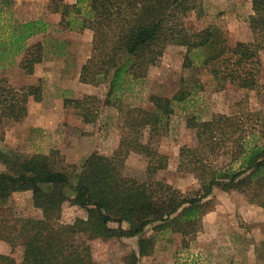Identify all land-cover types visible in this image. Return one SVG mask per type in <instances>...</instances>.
I'll return each instance as SVG.
<instances>
[{
    "label": "trees",
    "instance_id": "trees-1",
    "mask_svg": "<svg viewBox=\"0 0 264 264\" xmlns=\"http://www.w3.org/2000/svg\"><path fill=\"white\" fill-rule=\"evenodd\" d=\"M197 2L75 0L69 4L47 0L46 11L59 15L57 31H91V54L80 68L79 81L105 85L104 104L117 106L122 133L111 155L91 153L79 168L69 165L70 170L61 167L57 152L22 155L0 149V162L6 168L0 171V207L13 192L29 190L34 207L41 210L39 218L0 216V239L11 248L22 247L17 257L0 254V264H95L89 240L135 236L139 237L137 252L132 250L126 259L128 264H138L139 257L153 253L158 234L169 231L194 236L201 229L202 216L213 207L210 196L214 188L237 191L264 208V122L258 123L260 111L188 119L196 144L180 147L178 168L197 174L202 185L199 193L190 195L154 179L155 171L165 168L166 156L143 139L144 131L151 135L164 127L173 104L184 101L189 91L181 88L170 98L152 95V110L122 100L132 82L144 78L172 46L185 47L184 68L193 67L198 53L204 51L200 63L214 78L228 79L239 88L256 87L257 70H253L258 52L264 49V0H250L252 13L247 22L252 41H238L233 47L225 45L214 27L198 31L185 27L183 17L198 7ZM50 27L43 18L0 23V61L11 62L23 53L20 67L33 73L46 49L41 42L26 47V41ZM41 98L38 83L15 89L1 79L0 120H22L28 100ZM99 100L95 95L64 97L63 105L74 108L84 124L92 125ZM131 153L147 158L146 179L124 174V161ZM221 157L227 163L214 165ZM65 202L84 210L85 218L60 223ZM151 224L155 233L145 236V228Z\"/></svg>",
    "mask_w": 264,
    "mask_h": 264
},
{
    "label": "rangeland",
    "instance_id": "rangeland-1",
    "mask_svg": "<svg viewBox=\"0 0 264 264\" xmlns=\"http://www.w3.org/2000/svg\"><path fill=\"white\" fill-rule=\"evenodd\" d=\"M65 1L73 4L75 0ZM46 4L47 0H0V23L43 18L51 24L47 32L27 39L29 46L41 42L46 49L45 57L35 64L33 73L27 74L21 69L19 63L23 53L11 62L0 61V80L6 79L13 88L37 83L42 86L41 100H28L27 114L22 120L15 122L6 117L0 120V149L22 155L57 152L61 167L70 170L69 165L79 168L91 153L111 155L120 141L121 121L117 106L104 104L107 92L104 84L98 87L79 81V65L91 54V31H57L59 15L48 13ZM197 5L183 17L189 31L214 27L228 47L238 41H252L247 22L252 13L250 0H198ZM184 55L185 47L167 49L144 78L132 82L131 90L123 93L122 100L152 110L149 101L152 95L170 98L181 88L189 91L184 101L173 104V112L164 127L151 135L144 131L143 139L148 140L158 154L166 156L165 168L156 170L154 179L181 193L195 195L202 190L200 178L178 168L180 147L196 144L195 130L187 121L190 118L207 120L216 114L232 116L260 111L258 123L264 122V49L257 55L253 70H257L256 87L253 89L239 88L228 79L214 78L209 68L200 63L204 51L198 53L199 58L190 68L183 67ZM84 95L100 98L92 125L84 124L74 108L63 105L64 97L75 99ZM226 163L225 157L214 161L216 166ZM146 167L147 158L131 153L124 161V174L143 180L147 178ZM5 170L0 162V171ZM210 198H213V207L202 216L201 229L194 236L182 237L169 231L160 233L153 253L139 257L137 263L264 264V208L247 201L237 191L214 188ZM8 214L11 218H39L41 210L34 207L31 191L26 190L13 192L7 204L0 207L1 217L6 218ZM85 216L84 210L65 202L59 222L72 223ZM153 226L145 228V236L155 233ZM138 239V236L93 239L88 244L95 264H128L126 256L132 250L137 252ZM11 253L20 256L22 247L11 248L0 239V254Z\"/></svg>",
    "mask_w": 264,
    "mask_h": 264
},
{
    "label": "crops",
    "instance_id": "crops-1",
    "mask_svg": "<svg viewBox=\"0 0 264 264\" xmlns=\"http://www.w3.org/2000/svg\"><path fill=\"white\" fill-rule=\"evenodd\" d=\"M36 35H38V34H36ZM36 35H34V36H36ZM28 40H29V39H28ZM28 40H27V41H28ZM27 41H26V44H27ZM27 45H28V44H27ZM28 46H29V45H28ZM81 66H82V65H79V72H80V68H81Z\"/></svg>",
    "mask_w": 264,
    "mask_h": 264
}]
</instances>
